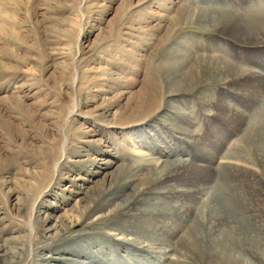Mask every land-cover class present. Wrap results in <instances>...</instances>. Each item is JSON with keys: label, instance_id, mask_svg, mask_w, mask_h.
Returning <instances> with one entry per match:
<instances>
[{"label": "rangeland", "instance_id": "obj_1", "mask_svg": "<svg viewBox=\"0 0 264 264\" xmlns=\"http://www.w3.org/2000/svg\"><path fill=\"white\" fill-rule=\"evenodd\" d=\"M261 75L264 0H0V264H264Z\"/></svg>", "mask_w": 264, "mask_h": 264}, {"label": "bare ground", "instance_id": "obj_2", "mask_svg": "<svg viewBox=\"0 0 264 264\" xmlns=\"http://www.w3.org/2000/svg\"><path fill=\"white\" fill-rule=\"evenodd\" d=\"M219 19H221V20H219V21H217V24L216 25H214L215 27H217V29L219 28V27H223L224 29H226V30H230L231 32H232V35L233 36H235L236 38H238V39H245V40H248L249 39V35L250 34H248V31H247V29H246V27H244L243 26V24L241 23V22H239L238 20H235V19H233L231 16H229L227 13H223V16H221ZM214 28V27H213ZM245 29V30H244ZM222 30V29H221ZM252 36H254L255 37V39L257 40V36L258 35H252ZM254 39V38H253ZM252 39V40H253ZM244 40V41H245ZM251 40V39H250ZM255 41V40H254ZM257 41H259V40H257ZM263 41V40H262ZM261 41V42H262ZM211 67V66H210ZM214 69L216 70V72H217V80L218 81H222L223 79H224V77H230L231 79L233 78V79H236V80H241V81H245L246 82V80L247 79H244L242 76H240V77H237V78H235V76H233V73L234 72H232V70L229 68V67H227V66H224L222 63H219V62H215L214 63ZM264 77V76H263ZM262 77V75H261V78H263ZM247 78V77H246ZM258 80V79H257ZM234 82V81H233ZM259 83V88L260 89H264V86H263V84H264V80H262V79H259L258 81H257V84ZM243 84V83H242ZM243 86V85H242ZM247 86V85H246ZM249 86V85H248ZM247 86V87H248ZM254 86V85H253ZM248 89V88H247ZM260 94L262 95V96H264V90H262L261 92H260ZM263 99L264 98H262V101L260 102L259 101V103H257L258 104V106H260V104H262L263 103ZM257 106V105H256ZM253 107H255V105L253 106ZM253 109V108H252ZM209 148H207V150H205V151H209L208 150ZM191 151L192 150H187L185 147H182L181 149H180V151L179 152H177V154H180V155H186V156H190L191 155ZM206 160H208L209 161V159L207 158ZM186 164L185 163H183L182 164V166L184 167ZM205 166H203V168H204ZM210 167V166H209ZM208 168V167H207ZM212 169V168H211ZM209 171V170H208ZM208 171H207V169L205 170V173H207V174H209L208 173ZM203 194V192H201L200 191V193L198 194L197 192L194 194V201L195 200H198L200 197H201V195Z\"/></svg>", "mask_w": 264, "mask_h": 264}]
</instances>
